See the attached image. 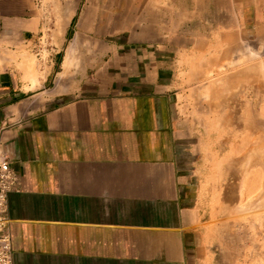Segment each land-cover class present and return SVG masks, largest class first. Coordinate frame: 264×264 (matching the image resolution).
Returning a JSON list of instances; mask_svg holds the SVG:
<instances>
[{"label":"crops","instance_id":"obj_1","mask_svg":"<svg viewBox=\"0 0 264 264\" xmlns=\"http://www.w3.org/2000/svg\"><path fill=\"white\" fill-rule=\"evenodd\" d=\"M113 9L0 0V142L21 182L7 197L12 264H198L205 251V202L173 108L190 44L198 58L217 43L169 37L154 6L128 23L102 14ZM58 19L68 43L27 67Z\"/></svg>","mask_w":264,"mask_h":264},{"label":"rangeland","instance_id":"obj_2","mask_svg":"<svg viewBox=\"0 0 264 264\" xmlns=\"http://www.w3.org/2000/svg\"><path fill=\"white\" fill-rule=\"evenodd\" d=\"M104 1L114 9L102 14L112 13L122 23L130 22V12L145 14L154 6L161 9L169 37L183 33L217 43L213 55L205 51L198 58L190 44L173 108L185 164L192 163L205 202V251L198 264H264V0ZM221 12L228 17L225 32L217 26ZM60 23L41 28L27 67L38 68L52 50H63L69 33L65 36ZM225 38L226 50L218 43Z\"/></svg>","mask_w":264,"mask_h":264},{"label":"built area","instance_id":"obj_3","mask_svg":"<svg viewBox=\"0 0 264 264\" xmlns=\"http://www.w3.org/2000/svg\"><path fill=\"white\" fill-rule=\"evenodd\" d=\"M35 57L41 60L40 55ZM21 190L19 176L11 169L0 142V264H12L11 238L8 231L7 197Z\"/></svg>","mask_w":264,"mask_h":264},{"label":"bare ground","instance_id":"obj_4","mask_svg":"<svg viewBox=\"0 0 264 264\" xmlns=\"http://www.w3.org/2000/svg\"><path fill=\"white\" fill-rule=\"evenodd\" d=\"M151 27V26H150ZM154 34V33H153ZM244 45H245V43H244ZM247 47V46H246ZM73 49H74V47H72ZM70 51V50H69ZM74 51V50H73ZM250 51V50H249ZM76 52V51H75ZM67 53V52H66ZM65 53V54H66ZM71 53H72V51H71ZM74 53V52H73ZM245 53V52H244ZM243 54V53H242ZM248 54V53H247ZM67 55H69L68 53H67ZM256 55V54H255ZM71 56H74V55H71ZM72 58V57H71ZM71 58H69V60L71 59ZM238 60V59H237ZM233 61V60H232ZM242 61V60H241ZM73 62V61H72ZM75 62V61H74ZM67 63V62H66ZM69 63V62H68ZM77 63V62H76ZM231 63V62H230ZM63 64V63H62ZM68 65V66H67ZM66 66L67 67H69V65H72L71 63L70 64H67ZM73 65H75L74 63H73ZM233 66V65H232ZM73 67V66H72ZM75 67V66H74ZM63 68V67H62ZM65 68V67H64ZM261 70V69H260ZM242 72V71H241ZM244 73V72H243ZM228 75V74H227ZM239 75V74H238ZM240 75H241V73H240ZM241 76H244L243 74L241 75ZM64 77V76H63ZM258 77V76H257ZM242 78V77H241ZM238 79V78H237ZM237 81V80H236ZM240 80H238V82H239ZM242 81V80H241ZM250 83V82H249ZM60 86V85H59ZM218 90V89H217ZM56 92V91H55ZM212 94V93H211ZM217 94V93H216ZM215 106V105H214ZM213 107V106H212ZM261 131V130H260ZM238 134V133H237ZM227 136V135H226ZM264 138V137H263ZM252 146V145H251ZM253 149V148H252ZM247 150V149H246ZM264 154V153H263ZM261 160V159H260ZM238 166V165H237ZM259 198V197H258ZM241 200V199H240ZM239 200V201H240ZM252 202V201H251ZM248 203V202H247ZM253 205V204H252ZM246 206V205H245ZM235 212V211H234Z\"/></svg>","mask_w":264,"mask_h":264}]
</instances>
